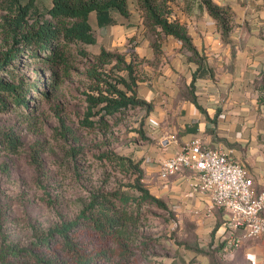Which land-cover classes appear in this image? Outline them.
<instances>
[{
  "label": "rangeland",
  "instance_id": "rangeland-1",
  "mask_svg": "<svg viewBox=\"0 0 264 264\" xmlns=\"http://www.w3.org/2000/svg\"><path fill=\"white\" fill-rule=\"evenodd\" d=\"M131 2L135 7V0ZM2 12L0 9V17ZM93 31L97 37L95 43L66 47V65L21 56L0 69L5 80H14L22 87L32 82L37 85L29 92V107L25 111L11 104L0 108V132L13 130L22 141L16 151L0 143V246L33 248L46 255L60 250L55 231L49 245L36 243L61 221L75 219L91 189H110L126 180L132 167L125 159L124 168H120L115 156L136 160V154L148 142L144 138L147 128L142 125L149 111L144 107H133L120 118H110L108 130L86 128L79 123L86 105L84 91L92 83L86 71L95 61L92 55L99 51L101 40L105 41L102 28L96 26ZM130 31L126 41L111 50H135L138 37ZM10 44L0 34V52ZM77 47L88 49L90 54L81 56L76 52ZM148 59L142 63L146 72L151 70L144 67ZM54 79L56 85L52 86ZM47 88L52 89L50 96L34 101L35 94ZM77 147L81 150L73 154L71 148ZM34 148L41 161L40 170L31 160ZM106 153L109 156H101ZM151 177V171H146L144 183L166 202L167 208L143 203L128 260L115 258L109 264H246L242 245L228 246L229 236L234 234L225 225L228 217L225 210L211 201L206 211L184 207L180 197L164 186V178L157 181ZM73 229L69 232H79L80 237L87 234L85 229ZM11 259L31 264L28 254L9 258L10 263Z\"/></svg>",
  "mask_w": 264,
  "mask_h": 264
},
{
  "label": "trees",
  "instance_id": "trees-1",
  "mask_svg": "<svg viewBox=\"0 0 264 264\" xmlns=\"http://www.w3.org/2000/svg\"><path fill=\"white\" fill-rule=\"evenodd\" d=\"M173 1L135 0V3L141 11L145 31L150 33L154 53L159 51L160 40L166 34L172 35L190 50L189 58L198 64L190 80L193 87L195 78L209 69L205 63L206 55L200 53L192 43L185 23L172 15ZM201 2L215 20L222 38L226 40L234 25L232 7L229 3H219L216 0ZM129 3L130 0H52L51 5L40 8L36 0L1 1L0 9L3 12L0 17V34L11 44L0 52V69L10 60H19L21 56L66 65V47L97 41L88 18L91 10L96 13L97 25L102 26L115 22L112 10L127 17L130 13ZM76 52L83 57L90 54L88 49L81 47H77ZM92 56L95 61L86 71L92 83L84 91L86 105L79 121L81 126L108 130L110 118H120L133 107H144L147 112L152 108V102L142 98L137 92L139 82L147 77L142 64L145 59L143 56L133 49L119 51L104 46H100L99 51ZM105 64L110 66L104 68ZM51 84L56 85V79ZM36 88V83L22 87L21 83L5 80L1 75L0 108L11 104L25 111L29 107V92ZM51 92V88L39 91L33 99L36 101L48 98ZM190 98L197 104L193 93ZM65 129L68 130L69 127L65 126ZM0 143L9 150L16 151L22 141L18 133L11 130L0 132ZM71 149L74 154L81 147ZM101 156L109 155L106 153ZM114 159L120 168H124L125 159L128 161L132 167L129 177L110 189H91L75 219L61 221L59 226L40 237L36 243L49 245V238L55 231L61 243L60 250L46 255L33 248H18L7 244L0 246V264H20L14 259L10 263L9 258L22 254L30 255L31 264H109L115 258L119 261L128 260L136 239L134 227L142 214L141 205L152 203L163 208H167V205L144 183V169L140 165V159L132 160L121 155H116ZM31 160L35 168L40 170L41 161L36 148L31 153ZM39 176L40 174L38 180H41ZM78 227L85 229L87 234L80 237L79 232H69Z\"/></svg>",
  "mask_w": 264,
  "mask_h": 264
},
{
  "label": "crops",
  "instance_id": "crops-1",
  "mask_svg": "<svg viewBox=\"0 0 264 264\" xmlns=\"http://www.w3.org/2000/svg\"><path fill=\"white\" fill-rule=\"evenodd\" d=\"M131 1L127 17L111 11L114 23L98 26L94 10L88 18L93 30L96 26L103 29L102 46L113 49L126 41L131 30L138 37L135 50L149 58L144 67L151 70L139 82L137 91L152 102L142 125L147 128L148 142L136 154L144 173L151 171V178L159 181L157 164L192 137L200 136L207 146L225 151L246 166L256 191L264 189V0H216L229 3L233 10L234 25L226 40L201 0L171 3L172 15L185 23L192 43L206 55L209 69L195 78L193 87L190 80L198 64L189 58L190 50L166 34L154 53L141 11ZM36 2L46 8L52 0ZM191 93L197 104L191 100ZM194 176L191 170L183 169L162 181L174 196L180 197L184 207L206 211L209 194L192 184ZM241 230L232 229L234 235L229 236L228 246H233L229 244ZM239 245L246 264H264V237L243 238L234 246Z\"/></svg>",
  "mask_w": 264,
  "mask_h": 264
},
{
  "label": "built area",
  "instance_id": "built-area-1",
  "mask_svg": "<svg viewBox=\"0 0 264 264\" xmlns=\"http://www.w3.org/2000/svg\"><path fill=\"white\" fill-rule=\"evenodd\" d=\"M183 169L194 173L192 184L209 194L212 205L228 212L225 225L242 229L230 244L237 245L243 238L264 237V189H254L246 166L194 136L157 164L161 178Z\"/></svg>",
  "mask_w": 264,
  "mask_h": 264
}]
</instances>
